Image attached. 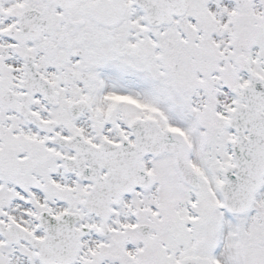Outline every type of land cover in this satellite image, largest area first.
Instances as JSON below:
<instances>
[{
	"label": "snow or ice",
	"instance_id": "6c2138e0",
	"mask_svg": "<svg viewBox=\"0 0 264 264\" xmlns=\"http://www.w3.org/2000/svg\"><path fill=\"white\" fill-rule=\"evenodd\" d=\"M0 264H264V0H0Z\"/></svg>",
	"mask_w": 264,
	"mask_h": 264
}]
</instances>
